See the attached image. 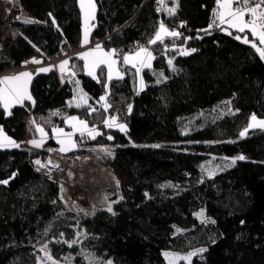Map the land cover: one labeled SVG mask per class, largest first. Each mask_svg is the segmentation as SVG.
Returning <instances> with one entry per match:
<instances>
[{"label": "trees", "instance_id": "obj_1", "mask_svg": "<svg viewBox=\"0 0 264 264\" xmlns=\"http://www.w3.org/2000/svg\"><path fill=\"white\" fill-rule=\"evenodd\" d=\"M93 1L89 38L108 50L149 44L155 58L152 70L144 69L145 87L136 90L129 74L107 84L104 72L93 79L83 71L80 58L71 56L88 103H70L74 85L51 69L34 73L29 84L33 101L25 99L9 110L0 104V129L19 145L0 149V181H9L0 184V264H35L37 247L53 236L72 237L74 224L84 229L82 245L99 264H168L165 249L186 252L197 247L205 251L190 264H264V129L240 136L251 115L264 117V60L251 44L234 37L254 38L218 20L219 27L209 28L217 0ZM19 3L28 16L16 20L15 37L2 39L0 30V72L32 59H55L81 46L78 0ZM170 4L174 14L166 9ZM159 22L181 35L149 43ZM255 43L264 48L258 39ZM181 46L196 51L181 55ZM156 72L166 78L156 80ZM223 101L228 111L207 117ZM29 111L49 133L44 147L56 151L51 128L64 126L69 115L100 129L95 138L75 133L71 153L101 158L96 147L112 144L107 160L118 167L124 182L111 211L96 209L90 217L73 214L56 181L34 170L24 141ZM116 111L125 132L103 122ZM194 114L185 130V119ZM211 155L231 157L235 163L204 176L198 165ZM50 244L58 253L77 248Z\"/></svg>", "mask_w": 264, "mask_h": 264}, {"label": "snow or ice", "instance_id": "obj_2", "mask_svg": "<svg viewBox=\"0 0 264 264\" xmlns=\"http://www.w3.org/2000/svg\"><path fill=\"white\" fill-rule=\"evenodd\" d=\"M161 3H163V0H160ZM243 3L244 7H234L235 4ZM254 4L255 6H252ZM81 10L84 12V18H85V28H84V38L83 43H88V36H89V28L87 26V21L93 17L94 8L95 5L92 3V0H87V5L85 4V0H80ZM178 6V5H177ZM169 14H174L175 8L168 9ZM51 15V14H49ZM214 18L212 23L209 25V28H212L213 26L219 27V25L227 24L229 28H233L239 33H245V31H250L253 40H249L247 36L241 37L239 35L235 36L234 38L237 40H241L242 43L245 44H251V46L256 50V52L259 54L260 58L264 60V48L258 47L255 43V40L258 39L259 43L261 45H264V0H259V2H256V0H217V10L214 11ZM246 15L249 18H245ZM219 21V25L216 23V21ZM27 23H32V21H26ZM53 24L56 23L55 19H53ZM227 31V29H224ZM207 31V30H205ZM231 35V33H228ZM181 34L176 31H169L163 23L160 24L159 30L156 32L155 38L153 40H150L149 43H156L157 41H162L164 36H171L178 38ZM192 52L196 51L195 49L191 50ZM190 54L187 51H182L181 55H188ZM115 55V50L110 52H104L101 49V46L99 44L96 45L95 49L85 52L82 54V58L87 61L88 57H96V59L92 62V68L99 67L102 64H107L109 68L108 73V79H112V65L115 64V60H112L111 57ZM151 52H149L146 48L141 47L138 52L135 53L134 56H124V63L128 64L131 63L133 67H136L137 60L140 63L141 67H149L150 64L147 63V61H150L152 59ZM33 63H40L38 60H33ZM69 61L65 60L63 61L58 67L61 71V73H64L67 69ZM169 64H172V61L169 60ZM85 67H89L88 64H85ZM50 69L48 68H41L39 69L40 72H47ZM140 72V67H137V73ZM72 75H75V73H72ZM88 75L92 76L93 79H96V76L94 75V72L91 70V68L88 71ZM117 75H119L117 73ZM32 78V74L29 72H21L15 76L11 77H3L0 78V84L6 85L4 88H0V102L3 103V106L5 110H7L10 107V104L12 102L20 103L24 99H31V96L27 94V83ZM20 82V83H16ZM79 82L77 81V84ZM105 97H101V100H104ZM79 106V105H77ZM107 107V105H105ZM131 110V106H129V111ZM70 120H77L76 117H71ZM80 125L84 126L83 121H79ZM105 125L108 128L116 127L121 132L126 131V127L123 124L116 123V118L113 117L111 120H105ZM86 127V126H85ZM254 128H261L264 129V120H257L256 116L253 115L250 119V123L248 124V127L240 133L241 137H244L249 129ZM37 131H39L43 135V129L38 128ZM58 135H64L67 137L68 144L67 146H63L65 144L64 140H59L58 142L61 143L62 147L59 149L61 152H67L75 147V144L71 143V133L65 134L63 133L62 129H56L55 130ZM89 135H92L93 138H95V135H99L98 132H95V130H91L89 132ZM108 139H112L111 136L108 137ZM34 146L40 147L42 142L37 141H30ZM16 148L19 147V145L6 135H4L3 130L0 129V149L4 148ZM158 147V146H156ZM238 159H244L243 156L238 157ZM37 165H40V161H35ZM233 163H235V160H233ZM43 167V165H41ZM16 174L13 173V177ZM8 180H2L0 181V184H7ZM111 211V207L108 209ZM199 215H203V213H200ZM75 243V241H73ZM71 246V245H69ZM199 251H205L204 249H201ZM168 255V254H166ZM48 259H51L49 256ZM186 259V258H185Z\"/></svg>", "mask_w": 264, "mask_h": 264}, {"label": "rangeland", "instance_id": "obj_3", "mask_svg": "<svg viewBox=\"0 0 264 264\" xmlns=\"http://www.w3.org/2000/svg\"><path fill=\"white\" fill-rule=\"evenodd\" d=\"M174 8V4H170L166 6V9H173ZM83 17H84V12H83ZM85 19V18H84ZM85 22V21H84ZM85 24V23H84ZM161 24V23H160ZM164 24V23H163ZM93 26V21H91L89 28V35H90V29ZM164 26L169 30V31H173L169 28L168 25H166V23L164 24ZM159 30V28H158ZM157 30V31H158ZM165 38V36L163 37V39ZM91 40V39H90ZM89 40V41H90ZM93 41V40H91ZM143 47L146 48L149 52H151V55L153 54V51L150 47L149 44H142L138 47L133 48L132 50H126L122 53V55L120 56V61H117L115 59V55L111 57L112 60H115V64L112 65V78H122L123 76L129 74L132 77V81H134V88H136V90H141L142 88L145 87L146 81L144 80V76H143V72L145 68H148L149 70H152V66H153V61H154V57L150 60L147 61V63L150 64L149 67H141L139 61L137 60L136 62V67H133L131 63L125 64L124 63V56L128 55V56H134L136 52L139 51V49ZM102 50L104 52H110L113 51L114 49H105L102 47ZM182 51H187L190 52L191 49L190 48H185V47H179V53H181ZM56 59V58H55ZM27 65L24 64L23 66H12L11 68L1 71L0 72V78H2L4 75H7L8 73L14 72L15 70L13 69L14 67H26ZM137 67H140V72L137 73ZM13 69V70H12ZM103 72L105 73V77H106V82L107 84H109L110 80L108 79V73H109V68L107 64H104V69ZM117 73L119 75H117ZM155 74V79L156 80H162L166 78V75L163 72H156ZM108 88V85H106V89ZM82 89H80V87H74V93L72 98L70 99V103L72 104H76V105H80V103H88L89 99L86 98L84 95L81 94ZM27 94L28 93V88H27ZM105 96V94L102 95V97ZM104 107L105 105L108 106L110 104H102ZM102 105H97V106H102ZM129 106H127V110H129ZM94 107V106H93ZM214 113H209L207 114V117H211L213 115H219L224 113V111H228V105L226 102H222L218 105H216V107L214 108ZM253 115H251L249 117V121L248 124L250 123V119ZM256 116V115H255ZM71 117H76L77 120L73 121L70 120ZM115 117L116 118V123L118 124H123L126 126V124L120 120L119 118V112L116 111L113 115H106V117L104 118L103 122H105V120H111V118ZM197 117V114L191 115V117L185 119L184 123L186 125L185 130H188L189 127L192 125L193 120ZM257 120H263V119H259L260 116H256ZM263 118V117H262ZM68 120H65V123H70V127H65L63 126L62 129L63 133L68 134L71 133V137L73 132L77 131V132H83V133H88L91 130H95V132H100V129L98 127H96L95 124L89 125L87 123V121L83 118H79L75 115H69ZM79 121H83L84 122V126L80 125ZM34 123L35 125L38 124V122H36V120L34 119ZM247 124V127H248ZM86 126V127H85ZM246 127V128H247ZM245 128V129H246ZM87 129V130H86ZM245 129L241 130L244 131ZM67 130V131H66ZM85 130V131H83ZM56 137L59 140H64L65 144L63 146H67L68 144V140L67 137L64 135H58L57 132L55 133ZM92 137V135H90ZM35 139L29 140V141H34ZM72 141V140H71ZM31 145H33L32 143H30ZM34 146V145H33ZM97 149H99V152L101 154V158L100 160H102L104 163L106 162L109 166V170L112 172V176L114 179V182H116V186H117V196L115 198H111V199H104L102 196H99L95 199V204H96V209H100V208H104V209H109V207H112V203L117 202V200L120 198L121 196V192H120V185L122 184V182H124V179L121 178V171L118 169V167L112 162L107 160L108 158H110L113 154V146L110 142H105L104 144L97 146ZM233 163V159L231 157H224L221 155H211L207 158L204 159V161H202L201 163H199L198 167L201 171V173L204 176H211L213 174H215L217 171L221 170L223 167H226L230 164ZM87 194L89 196H93L94 193L89 189H87ZM203 210V209H200ZM71 211V209H70ZM72 212V211H71ZM73 214L78 215L75 212H72ZM203 213V212H200ZM199 213V214H200ZM200 218L202 220H205V215L203 213V215H199ZM77 224L74 225H70V228L73 229V236L72 237H65V236H61V238H57V236H53L51 238L46 239V241H43L42 244H40L37 249L38 252L35 254V264H99V260L93 256V254L85 249V247L82 245V241L84 240L83 235H84V229L82 227H76ZM73 241H75V243H73ZM54 242H58L60 244V242H65L68 245H76V249L75 251L72 253V251H64V253H58L57 250H52L51 249V244L50 243H54ZM202 248L201 247H197V249L193 248L190 249L186 252H181V251H171L168 249H165L163 251V256L166 258L168 264H175L178 261L183 260L185 263H189L190 264V260L192 259L193 256H195L197 253H199ZM168 254V255H166ZM76 255H78V258L76 259ZM51 257V259H48V257ZM186 258V259H185Z\"/></svg>", "mask_w": 264, "mask_h": 264}, {"label": "built area", "instance_id": "obj_4", "mask_svg": "<svg viewBox=\"0 0 264 264\" xmlns=\"http://www.w3.org/2000/svg\"><path fill=\"white\" fill-rule=\"evenodd\" d=\"M28 11L24 9L20 3L19 0H0V30L2 32L1 38H5L7 36L15 37L19 31H17V28L15 26V22L17 19H20L21 17H27ZM92 31V28L90 29V32ZM98 42L96 41H88L87 44L84 45V47H89L93 45L94 43ZM142 45L140 42L133 43L131 45V48H135ZM115 53L116 57L115 59L117 61H120V56L124 52V50L121 47H116ZM57 59V58H56ZM56 59L48 60V62H51L53 64H56ZM14 70L17 69H23L22 67H14ZM12 69V70H13ZM33 107V105L31 106ZM32 111H29L25 115V122H24V130H25V145L30 149V154L28 156L29 163H31L32 167L37 173L42 174L44 177L51 178L59 185V195L63 198L66 206L71 209L72 212L77 213L79 216L83 217H90L95 211H96V204L95 199L99 197L96 192H94L92 189H90L94 195L89 196L87 194V188L84 192V195H77L75 193H72V191L68 190L66 188V182L69 180L67 179V173L64 169L61 170V173H56V170L60 172V170L55 166L54 163L48 161L50 156H54L56 158H67V159H74L79 158L82 156H88L90 158H98L95 155H92L88 152L78 154V155H69L65 154L61 151H56L52 148H46V147H36L30 144L29 140L37 138V130L36 125L34 123V119L32 118ZM100 160V158H98ZM39 160L41 163L40 165H37L35 161ZM43 165V167H41ZM117 191V189H116ZM118 193V192H117ZM117 196V195H116ZM104 198V197H103ZM105 199V198H104ZM106 200V199H105Z\"/></svg>", "mask_w": 264, "mask_h": 264}, {"label": "crops", "instance_id": "obj_5", "mask_svg": "<svg viewBox=\"0 0 264 264\" xmlns=\"http://www.w3.org/2000/svg\"><path fill=\"white\" fill-rule=\"evenodd\" d=\"M79 1V6L81 7V5H80V0H78ZM256 2H259V0H256ZM92 3L94 4V1L92 0ZM85 4L87 5V0H85ZM252 6H255L254 4H252ZM234 7H240V8H243L244 7V4L243 3H240V4H235L234 5ZM95 10H96V6H95V8H94V13H93V17L92 18H90L88 21H87V26L89 27L90 26V24H91V21H93L94 20V14H95ZM82 11V10H81ZM81 17H82V44H81V46H79L77 49H75V50H72V51H70L69 53H67V54H65V55H61V56H57L56 58V64H53V63H51V62H48V60H45V62H43V61H40V60H38V59H34V60H38V61H40V63H33L32 61H33V59L32 60H30L26 65V67H23V69H17V70H15L14 72H12V74L11 73H8L7 75H4L3 77H11V76H15V75H17V74H19V73H21V72H29V73H31L32 74V77L34 76V73H36V72H40L39 71V69H41V68H48V69H53L57 74H58V76H59V78H60V80H70L71 82H72V84L74 85V87H80V89H82L81 88V84H77V81L78 82H80L79 81V79L76 77V73H75V70H74V68H73V66H72V64H71V62H70V57L71 56H75L76 58H80V60L82 61V66H83V71L88 75V71H89V69L91 68V70L94 72V75L96 76V80H98V77H99V72H103V69H104V64H102V65H100L99 67H96V68H92L91 66H92V62H93V60L94 59H96V57H88L87 58V61L85 60V59H83L82 58V54L83 53H85V52H88V51H91V50H93V49H95V47H96V45L97 44H99L100 46H101V49H102V45L100 44V42H96V43H94L93 45H91V46H89V47H84V43H83V38H84V28H85V19H84V17H83V11H82V15H81ZM246 19L247 18H249L247 15H246V17H245ZM219 22V21H218ZM160 23H163V22H159V26H160ZM159 26H158V28H159ZM226 26L228 27V25L226 24ZM158 28H157V30H158ZM170 28V27H169ZM229 28V27H228ZM171 29V28H170ZM230 29H233V28H230ZM157 30H156V32H157ZM172 30V29H171ZM235 30V29H234ZM173 31H175V30H173ZM156 32L154 33V37L151 39V40H153L154 38H155V35H156ZM245 32H247V33H250L251 34V32L250 31H245ZM90 40V38H89V36H88V41ZM115 50V49H114ZM152 56L154 57V54H152ZM65 60H68L69 61V63H68V65H67V69H66V71L64 72V73H61V71H60V69H59V65L63 62V61H65ZM88 64V66L89 67H85V64ZM100 69V70H99ZM42 73H45V72H42ZM72 73H75V75H72ZM90 76V75H89ZM2 77V78H3ZM92 77V76H91ZM32 79V78H31ZM31 81V80H30ZM30 81H28V83H27V88H28V95L29 96H31V93H30V86H29V84H30ZM16 83H20V82H16ZM4 87H6V85H4V84H0V88H4ZM81 94L82 95H84L86 98H89L88 97V94H86L85 93V91L82 89V91H81ZM27 100H29V99H27ZM23 101H25V99L24 100H22L20 103H22ZM30 101H33V97H31V99H30ZM20 103H15V102H12L11 104H10V107L7 109V110H9L11 107H13L15 104H20ZM0 104L2 105V107H4L3 106V103L2 102H0ZM76 116V115H75ZM257 118V117H256ZM259 119H263L264 120V117L262 118V117H260ZM66 120H68V119H66ZM65 127H70V123H65V125H64ZM63 126H58V125H54L51 129V136H52V138L56 141V143H57V151H59V149L62 147V145H61V143H59L58 141H59V139L56 137V135H55V133H56V129H60V128H62ZM38 128H40V129H43V135L39 132V131H37V133H38V135H37V138H35V140L34 141H37V142H42L41 143V146L40 147H44V142H46L47 141V138H48V136H49V133L47 132V130L40 124V123H38L37 125H36V130L38 129ZM87 130V129H86ZM67 131V130H66ZM83 131H85V130H83ZM82 132V131H81ZM81 132H77V131H75V132H73V134H72V137H71V143H73V144H75V147L74 148H72L71 150H69V151H67V152H63V153H65V154H69V155H71L72 153V151H74L75 149H76V139H75V133H81ZM3 133H4V135H6L7 137H9L10 139H12L5 131H3ZM86 134H88V133H86ZM89 135V134H88ZM90 136V135H89ZM13 140V139H12ZM46 148H48V147H46ZM51 148V147H50Z\"/></svg>", "mask_w": 264, "mask_h": 264}, {"label": "bare ground", "instance_id": "obj_6", "mask_svg": "<svg viewBox=\"0 0 264 264\" xmlns=\"http://www.w3.org/2000/svg\"><path fill=\"white\" fill-rule=\"evenodd\" d=\"M48 161L52 162L60 170L64 169L67 173L66 188L77 195H84L87 188L92 189L105 199L115 198L117 186L114 182L112 172L108 164L98 158L82 156L78 159L56 158L50 156Z\"/></svg>", "mask_w": 264, "mask_h": 264}, {"label": "water", "instance_id": "obj_7", "mask_svg": "<svg viewBox=\"0 0 264 264\" xmlns=\"http://www.w3.org/2000/svg\"><path fill=\"white\" fill-rule=\"evenodd\" d=\"M63 199V198H62Z\"/></svg>", "mask_w": 264, "mask_h": 264}]
</instances>
